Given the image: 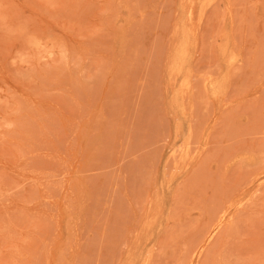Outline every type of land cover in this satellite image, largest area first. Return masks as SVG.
<instances>
[{
  "label": "rangeland",
  "instance_id": "1",
  "mask_svg": "<svg viewBox=\"0 0 264 264\" xmlns=\"http://www.w3.org/2000/svg\"><path fill=\"white\" fill-rule=\"evenodd\" d=\"M0 264H264V0H0Z\"/></svg>",
  "mask_w": 264,
  "mask_h": 264
},
{
  "label": "bare ground",
  "instance_id": "2",
  "mask_svg": "<svg viewBox=\"0 0 264 264\" xmlns=\"http://www.w3.org/2000/svg\"><path fill=\"white\" fill-rule=\"evenodd\" d=\"M221 221H223V220H221ZM221 221H220V223H219L218 225H220V224H221ZM218 225H217V226H218Z\"/></svg>",
  "mask_w": 264,
  "mask_h": 264
}]
</instances>
